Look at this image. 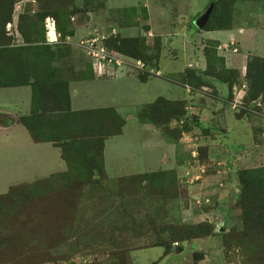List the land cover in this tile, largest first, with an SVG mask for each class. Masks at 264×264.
Wrapping results in <instances>:
<instances>
[{
    "label": "rangeland",
    "instance_id": "374dc122",
    "mask_svg": "<svg viewBox=\"0 0 264 264\" xmlns=\"http://www.w3.org/2000/svg\"><path fill=\"white\" fill-rule=\"evenodd\" d=\"M28 1L34 0H0V68L10 58L9 50L21 48L25 50L16 51V58H25L29 65L12 76H27L32 82L51 72L54 82L67 86L85 79L91 72L92 61L79 43L65 40L67 31L60 25V37L52 45L46 43L40 15L20 16L17 27L8 29L5 21H10L12 7L16 4L21 9ZM36 1L42 9L53 4L60 8L65 1L62 8L67 7L68 12H90V24L94 23L95 28L84 38L102 36L110 49H117L120 41L127 38L144 40L142 69L134 67L135 63L126 65L122 71L128 68L131 75L117 74L104 83L111 88L110 92L122 95L117 100L132 114L129 113L123 136L109 142L107 156L109 148L116 154L131 150L123 161L117 159L116 168L123 173L142 172L147 157L159 161L166 153V143L151 142L154 137L150 132L154 136L164 134L173 143L179 169L125 178H114L108 171L106 175L100 134L123 121L113 110L111 116L76 118L66 129V136L62 137L69 138L66 143L71 150L64 146L68 150V174L64 177L55 174L30 182L35 166L50 169L62 163L48 147L30 153L34 161L27 155L16 154L24 151L17 144L18 134L7 133L2 137L5 144L0 147V264H130V259L132 264H146L148 258L157 260L155 264H169L162 254L159 256V251L145 253L139 248L163 245L168 249L171 243L172 251L178 252L180 245L184 250L171 253L169 258H175L173 264H194L192 251L201 254L200 264H264V229H249L244 210L238 204L239 172L264 167V99L261 93L251 97V81L257 70L264 72V58L247 57L242 77L237 70L226 68L213 44H207L205 50L209 54L204 59L206 43L202 33L196 32L194 21L212 0H143L139 1L143 12L142 7L134 9L133 16L129 10L121 14L122 7L117 5L124 0ZM187 1L188 6L177 4ZM216 6V15L226 13L223 22L227 27H245L253 23L250 18L264 14V0H224ZM154 7H165L168 15L164 11L153 13ZM149 9L150 15L153 13L150 26L159 32L162 28L158 24L166 17L173 19L174 15L180 21L182 13L191 22L185 21L188 33L186 27V31L179 33L189 39V59L192 66L197 63L199 67H187L189 60L183 61L182 57L173 59L175 53L170 51L168 42L161 44L158 36L146 30ZM61 17L64 19L63 14ZM78 20L80 17L74 22ZM134 21L140 29L143 27V32L139 30L134 32L137 36H130L128 27ZM163 48L167 58L160 61L159 77L155 57L163 55ZM258 52L264 54V46ZM247 71L251 72L248 79L244 76ZM142 73L148 74V81L140 82ZM5 76L0 73V77ZM185 85L191 97L186 94ZM220 86L225 93L220 92ZM154 97L173 101L158 100L152 108L148 118L154 123L150 125L157 124V132L148 131V127L137 122L139 112L154 102ZM75 101V106L83 105L79 97ZM18 162L30 164L31 168L19 175ZM96 164L102 169L94 170ZM200 225L211 227V235L198 238L199 241L180 242L187 233H196Z\"/></svg>",
    "mask_w": 264,
    "mask_h": 264
},
{
    "label": "crops",
    "instance_id": "0c3cea01",
    "mask_svg": "<svg viewBox=\"0 0 264 264\" xmlns=\"http://www.w3.org/2000/svg\"><path fill=\"white\" fill-rule=\"evenodd\" d=\"M117 1V0H116ZM139 1L143 0H124V3L116 4L119 7H122L120 10L121 14L123 15V12L125 10H129L130 14L133 16L132 10L134 9H141L143 12V6L140 4ZM61 3V2H60ZM115 4V3H114ZM114 4H111L114 5ZM177 4H180V6H184L185 4L188 6L187 2H178ZM23 8L18 9V7L15 4V7H12L11 10V19L8 21V29L11 27H17L19 24L20 16H29L33 17V15H40V20L42 23V20H44V27L46 22L48 20L54 21L55 25V31L54 34L56 36V39L58 41V38L60 37L59 32L57 31V26L60 25L64 30L66 29L67 34L65 35L66 41L68 43H75L78 44L82 40L89 39L85 35H87V32L90 34V32L94 30L95 25L94 23L91 25L90 22L92 19H90V12H87L85 15L79 12H68L67 7L62 8V5H65V1H63L58 8L56 4L51 5L49 9H42L41 3L39 1H32V2H25L23 4ZM132 7L127 8L125 7ZM209 7V6H208ZM207 7V8H208ZM59 9V10H58ZM20 10V11H19ZM153 13H161L164 11L166 16L168 15L166 8L162 7H154ZM179 10V9H178ZM207 10V9H206ZM58 11V12H56ZM152 10L149 9L148 13V23H149V33H153L156 36L159 37L160 43L168 42L167 45H169L170 51L172 53H175V56L172 58L175 60L180 59L181 57L184 59L183 61H188L187 67L192 66V62L189 59V51L187 48H189V39H185L184 35L182 33H179L180 31H186L184 27L187 28V33L190 30L188 23H191L190 21L186 20L184 18L183 14L181 13L183 19L180 21H177L176 16L173 15V19H169L166 17V21L161 20L158 26L161 29V32L157 31L156 29H153L151 25L150 17L153 16V13L150 15V12ZM179 13V12H178ZM177 13V14H178ZM63 14L64 19L61 17ZM93 14V13H92ZM176 14V15H177ZM192 15V13H190ZM203 14V13H202ZM43 16V17H42ZM201 16V15H200ZM199 16V17H200ZM80 17V20L77 22H74L77 18ZM92 17V16H91ZM198 17V18H199ZM253 23H247V25L244 26H238L237 24L232 25L231 27H226L224 29H215V30H198L196 32L202 33L201 36L203 37V42L206 43L205 47L203 48V51H205V48L208 46L207 44H213L216 46L215 50L218 57H220L228 69H235L239 72V76L242 77L243 73H245L244 67L246 66V60L249 56H257L260 58H264V54L258 52L261 50L262 46H264V14L253 16L250 18ZM187 21L188 23H186ZM195 23V21H194ZM153 25V23H152ZM45 29V28H44ZM143 32V27L140 29L138 27V24L134 21V23L131 22V25L128 27V32H130V36H137L134 34V32L137 33V31ZM53 29L50 31V34L52 33ZM195 32V33H196ZM179 33V34H178ZM193 34V33H192ZM46 36V43L48 45H52L55 43H49ZM143 38V34L140 35ZM91 37V36H90ZM84 38V39H82ZM19 45V44H18ZM223 46V48L218 49V47ZM166 48V47H165ZM165 48H163L162 53L163 55L159 58L157 62V68L156 72L158 71L159 74H157L159 77L162 73L161 63L160 61L163 58H167L165 55ZM205 59V57H204ZM195 65V66H194ZM192 67H199L194 64ZM89 67L91 72L88 73V76L85 79H80L77 81H74L73 83H70L68 86V93H69V108L71 112H81V111H88V110H98V109H110L115 111L119 114V116L123 119V126H122V132L120 135H116L113 137L106 138L103 142V171L109 172V174L114 178H125L132 175H142V174H149V173H157L165 170H177L179 169V162H178V156L175 152V148L173 147V143L170 141V139L166 135H160V136H154L153 133L150 132V134L154 137V141L157 144L166 143V153L169 152V155H165L162 153L161 160L157 161L154 159L146 158V162L143 161V170L139 173H123L120 171L117 167V159H120L123 161L125 158L124 155L128 156L127 153H131V150L127 152H122V154L119 152L116 154L114 151L109 148L108 156H107V147L111 143L110 141H113L114 139H119L123 136L124 127L127 126V122L129 121L128 116L132 115L130 111L126 110L125 104L123 105L121 102H119L117 99L121 97L122 95H115V93L112 91L110 92L108 85H104L106 81H108V77L106 75L98 74L96 71L91 68V64L89 62ZM186 67V66H185ZM128 68H125L124 71H117L115 75H131L127 71ZM184 70V68H182ZM180 71L179 75L180 77L183 75V71ZM110 71V69H108ZM182 73V74H181ZM115 75L113 77H115ZM133 76V75H132ZM245 76V74H244ZM243 76V77H244ZM134 78V77H132ZM135 79V78H134ZM138 81V80H137ZM136 85V84H135ZM185 87L187 88L186 94L190 95V89L188 85ZM220 92L223 94L225 91L220 86ZM220 93V94H221ZM83 94H85L83 96ZM15 97L17 100L14 102L9 98ZM79 97V101L82 106H75L77 104V101H75L76 98ZM155 98V97H154ZM93 100V103H88V100ZM156 99V98H155ZM154 99V100H155ZM190 99V98H189ZM185 101V100H184ZM84 102V103H83ZM189 102V100H188ZM126 103V102H125ZM85 104V105H84ZM32 109V89L30 85H21V86H8V87H0V120H4L5 122L0 121V147L2 144H5V141L2 140V137L6 135L7 133H14L18 134V137L16 139L18 146L24 150L23 152H16L18 155H27L29 156L31 161H34L33 153L35 150H38L40 148H46L48 147L49 151L53 152V155L55 154L57 159H59V167H54L50 169H43L41 166L37 165L33 168L32 176H30L29 181H34L41 178H46L48 176H51L53 174H59L67 171V163L65 160H63L61 156V148L57 145H55L52 142H35L33 138L31 137L29 131L26 129V127L21 123L20 119L22 117L29 116ZM130 113V115H129ZM11 122V124H7V122ZM138 125L148 127V131H159L156 129L153 125L147 124V123H141L138 119ZM156 138V140H155ZM21 140V141H20ZM23 145H22V144ZM109 143V144H108ZM174 148V149H173ZM32 153V154H30ZM15 154V153H14ZM13 155V153H12ZM165 155V157H164ZM129 159H131L129 157ZM30 164H25L18 162L17 164V170L18 174L22 175L25 174V171L27 169H30ZM39 167V168H38ZM38 169V170H37ZM106 174V173H105ZM108 175V174H106ZM109 177V176H108ZM111 177V178H112ZM206 239V238H201ZM193 241H199V239H194ZM181 247L179 252L172 251L174 249V246L171 247L169 251L166 252V248L164 246L159 245H153V246H143L140 247L139 250L147 251L150 250H157L159 251V256L162 254L163 259L165 258V261L167 260V263L173 264L175 258L169 256L171 253L180 254L183 250V246ZM163 250V251H162ZM194 253V251H192ZM198 252V251H197ZM130 259V258H129ZM157 260H151L148 258V262L146 264H155ZM179 263V260H178ZM130 264H132V261L130 259Z\"/></svg>",
    "mask_w": 264,
    "mask_h": 264
},
{
    "label": "trees",
    "instance_id": "16d2710c",
    "mask_svg": "<svg viewBox=\"0 0 264 264\" xmlns=\"http://www.w3.org/2000/svg\"><path fill=\"white\" fill-rule=\"evenodd\" d=\"M224 0H212V9L209 14V18L203 27L204 30H215V29H224L227 26L224 25V16L216 15V5H220ZM11 13H9L10 15ZM216 16V18H215ZM43 17V16H42ZM8 21H5V23ZM4 23V24H5ZM63 29V28H62ZM149 28L147 27L146 30ZM64 36V35H63ZM46 37V36H45ZM66 37V36H65ZM106 40H104L103 44L105 48L111 55L121 56L125 61L126 65L133 66L136 62H142L144 48V40L138 37H131L125 40L120 41V46L117 49H110L108 44H106ZM20 47V46H19ZM24 51L25 49L17 48L15 50H9L7 53H10V58L3 63V66L0 68V73H5L7 76L0 77V87H8V86H21V85H30L32 89V109L29 116L22 117L20 119L21 123L26 127L29 131L31 137L35 142H52L55 145L61 148V156L63 160L68 161L66 158V154L68 150L64 148L67 145L66 141L69 139L68 137H62L65 134L66 129L70 128L73 125V121L76 118L81 117H91L92 115L106 116L112 113L113 111L110 109H98V110H88L81 112H71L69 108V93L68 86L63 84H57L53 81V73L46 72V74L41 78H34L32 82H30L29 77L27 76H12V73L18 72L20 68H26L29 65V61L24 59L16 58V51ZM49 48L46 47L45 51H48ZM212 51V50H211ZM215 53V52H214ZM209 52L207 49L204 51L205 58H208ZM149 57H146L148 59ZM151 59V56H150ZM156 62L159 60V56L155 57ZM143 63V62H142ZM256 63V62H255ZM34 64V63H33ZM157 64V63H156ZM211 64V63H210ZM258 64V63H256ZM208 65V63H207ZM136 67V66H134ZM157 67V66H156ZM142 69V68H138ZM187 71H191L190 69H186ZM140 75V74H139ZM138 75V76H139ZM251 72H246L245 77L247 79L250 77ZM140 82L148 81V74L143 76V73L139 76ZM6 79V80H4ZM188 80L187 78H185ZM139 81V80H138ZM252 93L251 97L255 98L260 93L264 99V72L261 68L257 70L253 76V80L251 81ZM166 101L173 102L163 98H157L154 102L145 105L144 110L139 112V119L143 123L154 124L153 121H149V116L152 111V108L156 105L157 101ZM111 116V115H109ZM107 116V119L108 117ZM109 121V120H108ZM7 124H11V122H7ZM157 125V124H155ZM87 124H85V128H87ZM123 121L118 127L112 126L105 128L103 132L100 134V137L103 139L100 140L99 146L101 147V158L103 161V142L106 138L113 137L116 135H120L122 132ZM66 136V134H65ZM65 139V140H64ZM70 149V148H69ZM71 150V149H70ZM100 157V154L98 155ZM67 163V162H66ZM68 166V165H67ZM96 166V167H95ZM94 166V170H100V166L96 164ZM103 168V163H102ZM101 168V169H102ZM92 170V172L94 171ZM61 174V175H60ZM68 174V169L66 172L59 173L61 177H64ZM55 175V174H53ZM238 182L240 185V195L238 204L245 213L246 224L249 229L259 228L264 229V167L253 168V169H245L241 170L238 174ZM195 231V229H194ZM211 227L207 225H200L196 229V233H187L186 238L180 239V242H184L187 239H198L208 237L211 234ZM172 244V243H171ZM167 249L166 252L169 251L172 247ZM163 246V245H159ZM179 247V246H178ZM180 247L177 248L179 252ZM194 255V264H200L198 261L201 260V254L198 252L193 253Z\"/></svg>",
    "mask_w": 264,
    "mask_h": 264
},
{
    "label": "built area",
    "instance_id": "2783aa9c",
    "mask_svg": "<svg viewBox=\"0 0 264 264\" xmlns=\"http://www.w3.org/2000/svg\"><path fill=\"white\" fill-rule=\"evenodd\" d=\"M54 21L48 20L45 24L46 34L49 35L50 31L54 30ZM49 43L57 42L56 36L53 38L47 36ZM104 38L101 36H94L92 38L82 40L79 42L80 47L83 49L87 57L92 61V68L98 74L106 75L107 77H113L117 71H122L125 67V61L121 56L111 55L105 48L103 42ZM137 68H142L140 62H136ZM106 68V69H105ZM110 69V71H108Z\"/></svg>",
    "mask_w": 264,
    "mask_h": 264
},
{
    "label": "water",
    "instance_id": "95a60500",
    "mask_svg": "<svg viewBox=\"0 0 264 264\" xmlns=\"http://www.w3.org/2000/svg\"><path fill=\"white\" fill-rule=\"evenodd\" d=\"M211 9H212V4H210L207 10L195 21L194 25L198 30H202L203 27L205 26L209 18Z\"/></svg>",
    "mask_w": 264,
    "mask_h": 264
},
{
    "label": "bare ground",
    "instance_id": "6f19581e",
    "mask_svg": "<svg viewBox=\"0 0 264 264\" xmlns=\"http://www.w3.org/2000/svg\"><path fill=\"white\" fill-rule=\"evenodd\" d=\"M55 35V34H54ZM49 37H51V34L49 33Z\"/></svg>",
    "mask_w": 264,
    "mask_h": 264
}]
</instances>
